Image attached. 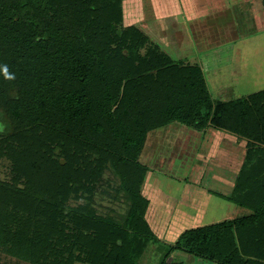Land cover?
<instances>
[{"label": "trees", "instance_id": "trees-1", "mask_svg": "<svg viewBox=\"0 0 264 264\" xmlns=\"http://www.w3.org/2000/svg\"><path fill=\"white\" fill-rule=\"evenodd\" d=\"M123 1L0 0V251L30 264H136L152 235L139 155L148 132L176 121L244 141L227 198L250 212L185 229L159 264H181L168 261L175 250L264 264V89L212 102L198 64L124 25ZM104 180L127 202L122 222L96 210Z\"/></svg>", "mask_w": 264, "mask_h": 264}, {"label": "rangeland", "instance_id": "rangeland-1", "mask_svg": "<svg viewBox=\"0 0 264 264\" xmlns=\"http://www.w3.org/2000/svg\"><path fill=\"white\" fill-rule=\"evenodd\" d=\"M168 1L174 9H177L178 5L185 10L186 5H189V0H186V3L184 0H178V3L175 0H159V3L165 4ZM204 1L194 0L199 4ZM221 1L225 6L223 7V10L226 9L225 12L207 15L203 21L196 19L200 30L196 31L192 27L196 20L189 22L184 20L183 24L188 23L190 26L181 36L188 34L189 39H182V43L190 42L193 53L188 52L183 55L184 57L176 59L197 64L196 59L201 49L207 51V49L224 48L221 57L208 62L209 69L203 70L212 102L230 100L264 89V29L241 36L240 29L234 25L236 21L232 22L229 14L230 4L237 0H206L208 5L215 9ZM142 7L138 0H124V25L142 23L149 32H159L158 20L147 18L149 14L147 12L144 14L145 10ZM226 22H229L228 30L225 26ZM205 35L211 42L203 43ZM3 128L4 123L0 119V131ZM204 130L206 131L203 132ZM204 130L197 131L174 121L148 132L139 161L147 166L141 193L150 200L145 216L152 235L144 252L136 259V264H159L163 254L170 248L169 245L173 244L180 233L187 228L230 220L250 212L227 198L228 194L224 188L228 185L219 184V177H223L225 181L229 175L232 177L234 171H229V174L226 171L222 172V169H214L211 164L213 157L209 155L212 152L219 154L212 148V140L218 130L213 127ZM222 145L236 147L235 143L229 144L224 141ZM7 170L6 163L0 162V178L7 176ZM212 176H216V179ZM105 177H111L113 187L118 185V179L112 177L110 172L107 171ZM230 177L227 181L232 188L234 178ZM106 181L104 180L95 192L94 205L98 213L111 216L116 222H122L127 202L120 199L123 196L115 188L103 186ZM168 261L181 264H212L179 250L171 252ZM0 264L30 263L0 251Z\"/></svg>", "mask_w": 264, "mask_h": 264}, {"label": "crops", "instance_id": "crops-1", "mask_svg": "<svg viewBox=\"0 0 264 264\" xmlns=\"http://www.w3.org/2000/svg\"><path fill=\"white\" fill-rule=\"evenodd\" d=\"M138 1L143 6L142 7L143 10H145L144 14L146 12L149 14L147 18H153L154 20H158L157 22L159 24L158 25L159 32L158 31L157 33L149 32L147 28H144L142 26V23L140 24V26L149 34L150 37L153 38V39L151 38L153 41L158 43L160 47L162 45L163 48L162 47L161 48L165 50L168 54L173 55L175 59H180L181 57H184L185 56L184 54L188 52L193 53L190 47V42L182 43V39H186V40L189 39L188 34L186 36H181V35L184 34L186 32L185 31L186 28L190 26L188 25V23L187 25L183 24V22L185 21L189 22L196 19L203 21L206 19L207 15L212 16L216 12L223 14V12H225L226 10V9L223 10V7L225 6L222 5V1L219 2L220 5L218 6L217 9H215L210 7L206 2V0L201 4H199L198 2H194V0H189V5L185 4L186 5L185 10H183L182 7L180 8L178 5H177L178 7L177 9L172 8L171 5H169V1L165 4L163 2L164 6L163 4L159 3V0L158 3H156V0L155 1L138 0ZM175 1L176 3H178V0ZM184 1L185 3L187 2L186 0ZM165 5L168 7H166ZM230 6H231L229 7V14L231 16L230 18H232V22L236 21V23L234 22V25L238 29H240L242 33L241 36H247L264 29V13L262 9L261 0H237L232 2ZM184 14L186 16L183 17ZM180 18L182 19V21ZM133 24H137V23H133ZM228 25L229 22H226L225 26L227 30H228ZM192 27L193 29H196V31L200 30L199 23L197 22V20L192 24ZM202 29L205 30L204 28ZM204 38L205 39L203 43L207 44L208 41L210 40L206 35ZM223 50L224 48L222 50H219L218 48L214 50L207 49V51L201 49L200 54L197 56L196 60H197V64H199L202 71L204 69H209L208 62L219 59L221 57ZM205 131L206 130H204L203 132ZM222 141L227 142L229 144L235 143L236 147L235 148L225 147L222 145ZM212 143H213V147H212L213 151L216 150L219 153V154L214 152L210 153L209 156L213 157L211 161L212 166L214 167L215 170L222 169L221 170L222 172L226 171L227 173L233 170L234 172L232 177L234 178L243 159L244 141L238 140L235 136L229 133L218 130L217 134H214ZM220 155H222L221 158ZM212 177H215L216 179V176H212ZM229 177H226L225 181L223 177H219L218 179L220 180L219 184L228 185L227 188H224L227 191V194H229L231 190L230 183L227 181ZM215 179H213L214 182ZM208 184L207 186L209 187Z\"/></svg>", "mask_w": 264, "mask_h": 264}, {"label": "clouds", "instance_id": "clouds-1", "mask_svg": "<svg viewBox=\"0 0 264 264\" xmlns=\"http://www.w3.org/2000/svg\"><path fill=\"white\" fill-rule=\"evenodd\" d=\"M3 72L7 79H13V77L8 73L7 66L3 68Z\"/></svg>", "mask_w": 264, "mask_h": 264}, {"label": "water", "instance_id": "water-1", "mask_svg": "<svg viewBox=\"0 0 264 264\" xmlns=\"http://www.w3.org/2000/svg\"><path fill=\"white\" fill-rule=\"evenodd\" d=\"M61 163H64V160L63 159H61V161H60Z\"/></svg>", "mask_w": 264, "mask_h": 264}]
</instances>
